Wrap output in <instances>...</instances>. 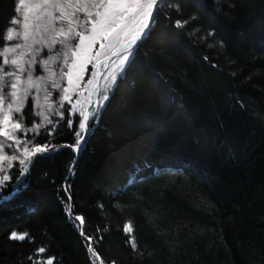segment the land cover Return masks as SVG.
<instances>
[{
	"label": "trees",
	"instance_id": "1",
	"mask_svg": "<svg viewBox=\"0 0 264 264\" xmlns=\"http://www.w3.org/2000/svg\"><path fill=\"white\" fill-rule=\"evenodd\" d=\"M16 5L0 0V48ZM177 19L189 23L178 29ZM133 48L80 150L60 147L10 171L0 264H30L41 246L53 264H92L81 228L107 264H264V0H159ZM32 109L25 127L39 122ZM49 139L75 141L66 121L36 142ZM127 221L139 253L125 243ZM12 231L31 242L10 240Z\"/></svg>",
	"mask_w": 264,
	"mask_h": 264
},
{
	"label": "snow or ice",
	"instance_id": "2",
	"mask_svg": "<svg viewBox=\"0 0 264 264\" xmlns=\"http://www.w3.org/2000/svg\"><path fill=\"white\" fill-rule=\"evenodd\" d=\"M158 6L159 0H18L15 10L19 12L21 8L26 9L23 15V33L8 27L4 39L6 41L23 39L24 43L5 45L0 48V57H3V63L0 64V137L3 138L0 139V171H4V162H7L8 167L12 168L13 162L18 160L26 172L27 165L31 164L34 159L58 151L60 147H69L74 152L80 150L82 141L86 140V134L98 114L100 105L109 98V95L101 94L96 111H86L78 108L76 104H73L69 110L64 102L71 100L70 92L79 86L78 82L82 79L85 65L91 63L93 59L91 53L94 46L99 44L101 50H111L115 44H119L126 53L119 56L117 65L120 69L119 74L115 71L110 73L109 87H111L117 81L118 75L123 74L126 63L130 61L131 54L135 51L133 45H137L149 34ZM29 12L32 14L33 23H30ZM130 19L137 22L134 32L128 30L127 21ZM19 23L21 21L15 16L9 21L10 25ZM188 23V20L177 19L175 27L180 29ZM209 35L212 34L209 33ZM121 37H123V42H121ZM29 39L32 41L31 44L28 43ZM34 45H38V47H34ZM57 45L60 47L57 48ZM45 48L50 53L47 56L43 54ZM100 55L101 52L96 51L95 58L98 62ZM113 55L116 53L113 52ZM26 56L28 59H25ZM5 65H11L10 70L6 69ZM37 65L43 71L48 72L49 76H36ZM51 65H56L60 71L53 70ZM63 69H67V71H63ZM52 77H56V79H51L50 87L60 93L53 103H58L59 109H63V111L53 109L50 103L47 112L43 110L33 112L34 116L41 117L39 122L34 119L32 126L25 127L23 110L27 98L31 95V89L35 88L38 92L41 91L40 84ZM64 78H67V87H62L60 83ZM106 79L109 78L106 77ZM92 83L93 80L90 79L88 84ZM21 85H23L22 88ZM7 89H11V91ZM21 90L23 95H20ZM43 92L44 100L49 101L52 93L48 91V88H44ZM89 95L91 96L92 93L90 92ZM39 99V96L35 97L34 109L41 108ZM5 101H9L6 108ZM14 105L16 106L14 107ZM13 112L20 113L15 120L12 119L11 113ZM48 113L59 117V119L50 118ZM65 121L75 138L73 144L54 145L51 139L43 145L36 142L37 136L40 135L46 134L52 137L60 130V126ZM47 125L52 127L47 128ZM41 129H45V131L42 132ZM29 133L32 135L29 136ZM8 150H11V154H8ZM69 173L70 175L74 174L72 167L69 168ZM9 179V174L5 172L0 177V188H3ZM65 193L68 196L66 212L72 218L71 185L65 188ZM149 219L151 220V217ZM74 220L79 221L81 226L86 224L83 216L77 215ZM97 231L107 232L108 229L107 227L103 230L98 228ZM80 232L82 237L92 242L89 244L92 264H96L97 261L100 264H107L94 247L95 237L87 236L83 228L80 229ZM123 232L129 237L125 243L130 245L134 253H139L136 237L130 235L134 233L132 221L125 222ZM8 238L12 241L31 242V237L27 232L12 231ZM46 251L44 246L36 249L35 253L28 257L30 264H53L54 257L45 258L41 255ZM111 264H117V262L112 260Z\"/></svg>",
	"mask_w": 264,
	"mask_h": 264
},
{
	"label": "rangeland",
	"instance_id": "3",
	"mask_svg": "<svg viewBox=\"0 0 264 264\" xmlns=\"http://www.w3.org/2000/svg\"><path fill=\"white\" fill-rule=\"evenodd\" d=\"M17 2H18V0H17ZM25 11H26L25 8H21L20 11L17 12V19L19 21H21V23L12 25V28L16 29L20 33H23V15H24ZM29 17H30V23H33L31 12H29ZM127 24H128V30L131 32H134L136 27H137V22L130 19L129 21H127ZM121 42H123V37H121ZM16 43L23 44L24 41H23V39L6 41V45H14ZM28 43L29 44L32 43L31 39H29ZM95 46H97L96 51L101 52V55L98 58L99 62L97 61V59H95V69L94 70L90 69L91 71H89V69L86 68L87 64L85 65V70L82 73V79H80L78 82L79 86L76 87V89L74 91L70 92L71 100L65 101V103L76 104L79 108H82L86 111H90L91 108L95 104H97V102L101 99V94H103V93L108 94V92L110 91V89L112 87V85H111V87H109L110 73H111V71H115L117 73L120 72V69L117 67V65L119 64V56L126 54L124 52V50L122 48H120L119 44H115V46L113 48H111V50H109V49L101 50L99 47V44H96ZM95 46H94V48H95ZM34 47H38V45H34ZM56 47L59 48L60 46L57 45ZM17 51H20V50H17ZM113 52H115L116 55H113ZM92 53H93V51H92ZM92 53H91V55H92ZM43 54L45 56H47L50 53H48V50L45 48L43 50ZM9 55L11 56L12 54H9ZM1 58H2V63H3V57H1ZM25 59H28V57L26 56ZM51 67L53 68V70L60 71V69L56 68V65H51ZM5 68L10 70L11 65H5ZM36 68H37V71L35 72L36 76H49V73L43 71V69H41L38 65L36 66ZM63 71H67V69H63ZM106 77H108L109 79H106ZM51 79H56V77H52L49 80L41 83L40 84L41 91L38 92L35 88L31 89V95L27 98V101L25 102V106L27 105L28 102H30L31 105L34 106V104L36 103L35 97H37V96H39V98H40L39 103L41 105V108H39V109H34V107H33L32 113L34 111H41V110L47 112V108H48V105L50 103H51V106L53 109H56L58 107L57 106L58 103H53V100H56L59 97L60 93L58 92V90L50 87ZM90 79L93 80V83L91 85L88 84V81ZM102 82H103V84H102ZM60 83H61L62 87H67L68 86L67 78H64L63 80H61ZM99 85H100L101 89L100 88L98 89ZM22 87H23V85H21V88ZM44 88H48V91H50L52 93V97L47 102L44 100V92H43ZM7 90L11 91V89H7ZM90 92L92 93L91 96L89 95ZM20 95H23L22 90L20 92ZM8 102L9 101H5V108H6V105ZM77 102H79V103H77ZM103 104H104V101L102 102V104L100 105L99 108H101ZM15 106L16 105H14V107ZM97 107H98V105L96 106L95 111L97 110ZM92 111H93V109H92ZM11 115H12V119L15 120L20 115V113L13 112V113H11ZM48 115H49V117L52 116L51 113H48ZM37 118L39 119V121L41 120L40 116H37ZM24 126H25V123H24ZM20 135H22V134H20ZM0 139H3V138L0 137ZM8 154H11V150H8ZM16 154L19 155V153H16ZM21 166L22 165L19 164L18 160L13 162L12 168H9L7 162H4L3 163L4 171H0V177H2L5 174V172H7V174H10L11 170H13L15 168L17 169Z\"/></svg>",
	"mask_w": 264,
	"mask_h": 264
}]
</instances>
